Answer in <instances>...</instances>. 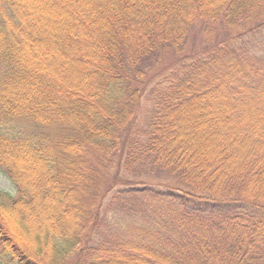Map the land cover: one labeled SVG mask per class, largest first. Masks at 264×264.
<instances>
[{"label":"trees","instance_id":"trees-1","mask_svg":"<svg viewBox=\"0 0 264 264\" xmlns=\"http://www.w3.org/2000/svg\"><path fill=\"white\" fill-rule=\"evenodd\" d=\"M0 174V264H264V0H0Z\"/></svg>","mask_w":264,"mask_h":264},{"label":"rangeland","instance_id":"rangeland-1","mask_svg":"<svg viewBox=\"0 0 264 264\" xmlns=\"http://www.w3.org/2000/svg\"><path fill=\"white\" fill-rule=\"evenodd\" d=\"M57 15H59L57 13ZM49 17V20L52 21V20H55L54 24H59V21L57 20V17L56 16H48ZM209 32V33H208ZM208 32H205V31H201L200 28H196V29H193L190 31L188 37H187V41H186V44H185V47L183 49L184 51V54H194L195 51L197 49L200 48V46L202 44H207V43H215V42H220V41H224V40H227L228 41V37L225 36V34L218 28V27H213V28H210V30H208ZM208 33V34H207ZM234 34H236V32H233ZM245 38V36H244ZM246 39V38H245ZM54 60V58L52 59V61ZM50 61H48L46 58H42L38 61L39 64H49ZM55 62H58L55 61ZM56 64V63H55ZM58 64V63H57ZM53 66V65H52ZM57 67H62V66H57ZM155 69L150 72L148 74V77L149 76H152L154 73H155ZM63 75V74H62ZM151 77H149L147 79V87H146V92H145V96H143V101H142V104H141V107H140V112H139V121L137 122V125L138 127L139 126H146L147 124V120H148V116H149V113H148V110L150 109V103H149V98L148 96H150V90L151 88L154 86V84L159 81V77L155 76L154 79H151ZM84 85V84H83ZM194 109V108H192ZM212 110V108H211ZM198 112L196 111H193V110H190V112L185 115V118L183 120V122L180 123L181 126L185 127V128H189V133L191 135H201V136H205V134L207 132H211L212 130H216L217 126H215V123H213V125H210L208 122V119L205 120V119H202V118H198ZM212 118V120L215 119V117L213 118L212 115L210 116ZM210 118V120H211ZM141 128V127H139ZM212 141H214V137L210 138L207 136L206 138H202L199 142V146H197V148L195 149V154H196V158L197 160H201V157H200V153L203 151V149L205 147H208V146H211V143ZM203 153V152H202ZM116 166L114 168V170L112 171V173H114L116 171ZM134 178L132 177H127V176H124L122 174V172L119 173V176H118V180L117 182L118 183H123V182H126V181H133ZM135 181H137V185L138 186H142L146 183L150 184V185H154V186H161L163 185L162 183L165 182L164 180H161V179H158V178H149L148 180H145L144 178H139V179H136ZM121 184H118V187H120ZM0 190L4 191V192H7V193H13V189L10 185V183L2 176V174H0ZM109 200V196L104 200V203H103V207L106 205V203L108 202ZM26 242L27 244L30 246L31 245V242L28 240V238H26Z\"/></svg>","mask_w":264,"mask_h":264}]
</instances>
